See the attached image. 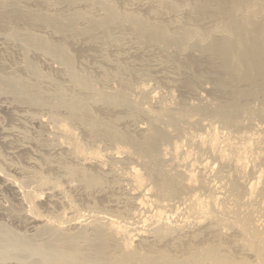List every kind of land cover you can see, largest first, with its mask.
I'll list each match as a JSON object with an SVG mask.
<instances>
[{
  "label": "rangeland",
  "instance_id": "1",
  "mask_svg": "<svg viewBox=\"0 0 264 264\" xmlns=\"http://www.w3.org/2000/svg\"><path fill=\"white\" fill-rule=\"evenodd\" d=\"M220 1L223 0H0V229H5L7 235L4 233L0 238L3 244H0V264H66L60 259L54 263V251L70 256L72 250L67 244L74 241L89 253L98 232L113 236L117 247H121L117 254L122 248V251L143 249V253L150 256L162 251L173 260L181 261L200 248L216 247L224 258L223 264L264 263V252L259 247L261 238L250 224L236 217V220L231 219L222 206L214 211L197 208L196 216L192 210L195 208L191 202L199 195L206 197L207 204L211 196L208 190L219 184L223 192L226 180L239 175L238 169L243 164L236 155L238 162L231 157V144H236L238 151L240 148L243 152L248 151L250 145L259 149L255 155L246 157L245 165H249L250 170L246 182L252 185L256 175H262L259 182L264 187V122H251L248 127L237 130L222 117L212 115L215 107L232 103L233 93L242 91L240 88L248 89V84L242 81L238 86V82L228 78L229 71L223 69L222 58L217 52L216 55L215 51L193 45L198 39L205 45L225 31H230V36L235 34L228 16H222L225 13L210 12L215 18L207 14L220 5ZM241 1L246 2L242 4ZM261 1L264 3V0L238 1L243 10L236 15L250 18L253 14L255 24L264 21ZM108 17L121 20L111 18L113 23ZM135 18L148 25L150 22L152 26L163 25L176 39L186 30H195L194 36L191 42L183 43L185 47L179 41L180 44L166 43L164 39L151 42L131 23ZM190 81L195 82L193 89L187 86ZM79 104L87 106L86 119L75 116V108L72 112V107ZM241 105L251 112L264 109V100L245 98ZM227 114L238 123L234 112ZM62 125L71 133L63 130ZM155 125L171 136L160 141L158 158L131 152L134 148L128 144L129 140L123 142L110 137L109 140L103 134L124 133L140 140ZM259 143L261 147L257 146ZM82 149L88 151L86 155ZM228 154H231L228 156L231 161ZM156 159L163 163L169 178L173 176L180 181L177 174L182 175L185 190L180 197L168 195L174 186L172 178L168 179L170 183L167 181L170 186L164 185L170 190L164 188L162 192L163 196L167 194V199L156 191ZM188 161L197 164L193 166L199 177L196 181L189 177ZM81 171L96 173L100 185H87L84 177L73 175ZM145 187L152 189L149 192ZM151 208L167 211L173 219L183 213L184 220L171 217L170 221H175L171 225L160 216H151ZM119 223L131 230L137 229L138 235L130 238L124 231L117 230ZM192 235L207 236L201 241L204 240V244L199 242L203 246L188 242V238L193 239ZM60 237L68 241H62L65 243L62 245ZM175 240H182L183 244L186 241V245H179ZM201 262L217 264L210 259L198 264Z\"/></svg>",
  "mask_w": 264,
  "mask_h": 264
},
{
  "label": "bare ground",
  "instance_id": "2",
  "mask_svg": "<svg viewBox=\"0 0 264 264\" xmlns=\"http://www.w3.org/2000/svg\"><path fill=\"white\" fill-rule=\"evenodd\" d=\"M95 1V0H94ZM238 1H240V0H238ZM238 1L236 2V0L235 1H220V2H218V3H220V5L218 4L217 5V7L215 6V8H213L212 9V11H209L208 13H207V11H205V13H207L208 15L210 14V12H212L213 14L214 13H217V14H222V13H225V15L223 14L222 16H223V18H224V16H228L227 18H229V20L231 21V23H230V27L232 28V29H234L236 32H235V34L233 35V36H230L229 35V32L230 31H225V33H221V34H218L217 36H215L216 38L213 40V41H211V42H209V43H207V44H202V43H204V42H202V43H199V39L198 40H196L197 38H195V40L196 41H194V43H193V45L195 46V47H201V49L203 48L205 51H215V53L217 52L220 56H221V58H222V61H223V69L225 70V71H229V73H228V78L231 80V81H233V82H238L237 84H238V86H239V82H242V81H244V82H246L247 84H248V86L247 87H249L248 89H241L240 87V90H242V91H239V92H236L235 94L233 93V96H234V98H235V100L232 102V103H230V104H227V106H223V107H220V108H216L215 107V109L213 110V112H212V115H215V116H219V117H222L223 119H224V121L231 127V128H234V129H241V128H245V127H248L250 124H251V122L253 123V122H255V121H259L260 123L261 122H264V109H253L251 112H247L244 108H242V105H241V100H243V99H253V100H258V102H260V101H263L264 100V93L262 92L263 90H264V21H262V22H260V23H256L255 24V19L252 21V16H253V14H251V17L250 18H241V17H239L238 18V16L236 15L237 13H239L240 11H242L243 10V8H242V6L241 5H238L237 3H238ZM259 1V0H258ZM246 1H241V3L243 4V3H245ZM263 1H261V3H262ZM8 3V2H7ZM240 3V2H239ZM240 3V4H241ZM246 4H248V2L246 3ZM262 4H264V3H262ZM255 5V4H254ZM247 6V5H246ZM257 6V5H256ZM261 6H264V5H261ZM260 6V7H261ZM3 7V6H2ZM109 7V6H108ZM211 7V6H210ZM250 8V7H249ZM208 9V8H207ZM253 9V8H252ZM257 10H259V9H257ZM256 10V11H257ZM262 10V9H261ZM4 11V10H3ZM246 11V10H245ZM249 11H250V9H249ZM248 11V12H249ZM5 12V11H4ZM222 12V13H221ZM251 13V12H250ZM255 13V12H254ZM84 14V13H83ZM113 14H116V13H113ZM113 14H111V15H113ZM213 14H210V15H212L213 16ZM244 14V13H243ZM5 15V14H4ZM117 15V14H116ZM123 15H124V13H123ZM122 15V16H123ZM206 15V14H205ZM250 15V14H249ZM33 16V15H32ZM38 16V15H37ZM47 16V15H46ZM118 16V15H117ZM121 16V15H120ZM128 16V15H127ZM262 16V15H261ZM15 17V16H14ZM18 17V16H17ZM76 17V16H75ZM85 17V16H84ZM86 17H87V15H86ZM85 17V18H86ZM119 17V16H118ZM255 17V16H254ZM42 18V17H41ZM73 18V17H72ZM78 18V17H77ZM108 18H110V17H108ZM112 18V17H111ZM110 18V20H112V19H114V18H112L111 19ZM120 18V17H119ZM114 19V21L115 20H121V19ZM129 18V17H128ZM131 18V17H130ZM212 18H215L214 16L212 17ZM221 18V17H220ZM258 18H259V16H258ZM19 19H21V18H19ZM37 19V18H36ZM39 19V18H38ZM48 19V18H47ZM133 19V18H132ZM136 19V18H135ZM29 20V19H28ZM41 20V19H40ZM46 20V19H45ZM61 20V19H60ZM66 20V19H65ZM68 20V19H67ZM79 20H80V18H79ZM227 20V19H226ZM32 21V20H31ZM57 21H59V20H57ZM56 21V22H57ZM74 21V20H73ZM213 21V20H212ZM222 21V20H221ZM21 22V21H20ZM55 22V21H54ZM53 22V23H54ZM60 22V21H59ZM100 22V21H99ZM103 22H104V20H103ZM112 22H113V20H112ZM227 22V21H226ZM44 23V22H43ZM69 23V22H68ZM73 23V22H72ZM97 23V22H96ZM95 23V24H96ZM107 23V22H106ZM114 23V22H113ZM131 23H133V25H135V26H137L138 27V32H140V35H143V36H146V38L147 39H149V41L151 40V42H152V40H158L159 42H160V40H162V39H164V41L166 40L167 42L166 43H170V42H172V43H178V44H182L183 45V43L184 42H186L187 40H190L194 35H192V33L193 32H195V30H193V31H191V30H186L185 31V33L183 34V36L181 37V38H178V39H176V38H174L172 35H170L169 34V32H167V30H165L162 26L161 27H159L160 26V24L158 25V26H152V25H150L151 24V22H150V24L148 25L147 23H145L144 21L142 22V21H137V19L135 20V22H134V20H133V22H131ZM216 23V22H215ZM42 24V23H41ZM116 24V23H115ZM120 24V23H119ZM228 25H229V23H227ZM62 25V24H61ZM60 25V26H61ZM94 25V24H93ZM99 25V24H98ZM97 25V26H98ZM104 25V24H103ZM108 25V24H107ZM64 26V25H63ZM120 26V25H119ZM59 27V26H58ZM77 27V26H76ZM108 27V26H107ZM109 27H112V24L110 23V26ZM134 27V26H133ZM132 27V28H133ZM68 28V27H67ZM100 28V27H99ZM106 28V27H105ZM134 28H136V27H134ZM62 29V28H61ZM72 29H73V27H72ZM224 29V28H223ZM214 30V29H213ZM137 31V30H136ZM212 31V30H211ZM215 31V30H214ZM232 31V30H231ZM135 33V32H134ZM200 33V32H199ZM174 34H175V31H174ZM194 34V33H193ZM217 34V33H216ZM215 34V35H216ZM142 36V37H143ZM197 36H199V35H197ZM208 37H209V35H207ZM201 37V36H200ZM203 37V36H202ZM201 37V38H202ZM213 37V36H212ZM35 39V38H34ZM203 39V38H202ZM202 39H200V40H202ZM209 39V38H208ZM38 40V39H37ZM40 40V39H39ZM204 40V39H203ZM206 40V39H205ZM47 41V40H46ZM158 41H156V42H158ZM177 41H179V42H177ZM161 42H163V41H161ZM190 42H191V40H190ZM208 42V41H207ZM164 43V42H163ZM172 43H170V44H172ZM113 44V43H112ZM186 44V43H185ZM162 45V44H161ZM191 45V44H190ZM184 47H185V45H183ZM53 47V46H52ZM48 48H49V46H48ZM51 48V47H50ZM52 49H55L54 47L52 48ZM163 49V48H162ZM65 50V49H64ZM169 50V49H168ZM186 52V51H185ZM214 53V52H213ZM217 53H216V55H217ZM211 54V53H210ZM177 55V54H176ZM213 55V54H212ZM219 56V57H220ZM175 60V59H174ZM185 60V59H184ZM184 63V62H183ZM33 65V64H32ZM229 69V70H228ZM222 76V75H221ZM221 78V77H220ZM83 81H85V79H82ZM92 80V79H91ZM87 81H88V78H87ZM13 82V81H12ZM89 82V81H88ZM85 83H86V81H85ZM134 84V83H133ZM236 84V85H237ZM246 84V85H247ZM260 85V86H259ZM187 86L189 87V88H194L195 87V82L194 81H190L189 83H187ZM240 86H242V85H240ZM244 86V85H243ZM261 87V88H259V87ZM244 88V87H243ZM59 89V88H58ZM57 89V90H58ZM259 89V90H258ZM259 91H261V92H259ZM49 93V92H48ZM30 94V93H29ZM44 95V94H43ZM41 96V95H40ZM65 96V95H64ZM39 97V96H38ZM37 97V98H38ZM44 97V96H43ZM155 98H156V96H155ZM68 99V98H67ZM33 100V99H32ZM36 100V99H35ZM46 101V100H45ZM79 101H80V99H79ZM137 101V100H136ZM145 101V100H144ZM246 101V100H245ZM81 102V101H80ZM85 102V101H84ZM142 102V101H141ZM87 103V102H86ZM204 105V104H203ZM163 106V105H162ZM161 106V107H162ZM198 106V105H197ZM210 106V105H209ZM89 107V106H88ZM138 107V106H137ZM75 108V111L73 110ZM144 108V107H143ZM255 108V107H254ZM257 108H260V107H257ZM89 109V108H88ZM164 109V108H163ZM193 109V108H192ZM248 109H250L249 107H248ZM141 110V109H140ZM74 111V114H75V116H78V117H81V118H84V119H86L87 118V106L85 105V104H79V105H77V107H72V112ZM250 111V110H249ZM143 112V111H142ZM146 112V111H145ZM164 112V111H163ZM167 112V111H166ZM170 112V111H169ZM209 112V111H208ZM225 112H227V113H230V112H234V114L237 116V120H238V123H235V121L231 118V116H228V114L227 113H225ZM149 113V112H148ZM179 115V114H178ZM178 115H176V116H178ZM184 115V114H183ZM74 116V115H73ZM72 116V117H73ZM186 116V115H185ZM166 117V116H165ZM190 117V116H189ZM152 118V117H151ZM74 119V118H73ZM193 119V118H192ZM79 120V119H78ZM91 120V119H90ZM191 120V119H190ZM189 120V121H190ZM89 121V120H88ZM186 121V120H185ZM95 122V121H94ZM163 122V121H162ZM62 123V122H61ZM172 123V122H171ZM170 124V123H169ZM262 124V123H261ZM154 125V124H153ZM168 125V124H167ZM161 126H162V124H161ZM198 126V125H197ZM210 126V125H209ZM262 126V125H261ZM261 126H260V128H259V126H258V128L259 129H261ZM62 128H63V130H69V128L68 127H66V129L63 127V125L61 126ZM169 127V126H168ZM168 127H166L167 129H168ZM199 127V126H198ZM264 127V126H263ZM262 127V128H263ZM68 128V129H67ZM163 128V127H162ZM264 129V128H263ZM258 130V129H257ZM66 131V132H67ZM119 131V130H118ZM213 131H214V129H213ZM216 131V130H215ZM241 131V130H240ZM242 131H243V129H242ZM263 131V130H262ZM68 132H70V131H68ZM67 132V133H68ZM149 132H151L150 133V135H149ZM170 132V131H169ZM173 132V131H172ZM257 132V131H256ZM71 133V132H70ZM255 133V132H254ZM103 134H105V136L106 137H110V138H112V139H117L118 141L119 140H123V142L126 140H129V145L131 144L132 145V147L134 148L133 150L134 151H131V152H134L135 153V151L136 152H139L140 154L142 153V154H147V156H153V157H156V158H158V157H160V151H159V143H160V141L161 140H164V139H169L171 136L168 134V133H165L164 131L162 132V131H160V129H159V127L157 126V125H155L154 127H153V129H152V131H151V129H150V131H149V129H148V132H147V136H144V138H142V139H134L133 137L135 136H131V137H128V134L126 135V134H121V133H117V132H107V133H103ZM126 135V136H125ZM146 135V134H145ZM173 135V134H172ZM218 136V135H217ZM203 137V136H202ZM216 137V136H215ZM220 137V136H219ZM107 138V139H108ZM109 138V140H111ZM128 138H130V139H128ZM139 138V137H138ZM75 139V138H74ZM202 139V138H201ZM211 139V138H210ZM216 139V138H215ZM220 139V138H219ZM229 139V138H228ZM228 139H227V141H228ZM212 140V139H211ZM214 140V139H213ZM217 140V139H216ZM113 141V140H112ZM125 141V142H126ZM206 141V140H205ZM210 141V140H209ZM215 141V140H214ZM231 141V140H230ZM263 141V140H262ZM220 142V141H219ZM228 143H230V142H228ZM204 144H206V142L204 143ZM217 144V143H216ZM235 144V143H234ZM128 145V146H129ZM217 145H220V144H217ZM216 145V146H217ZM230 145V144H229ZM249 145V144H248ZM237 145L235 144V145H233L232 146V144H231V146H229V147H231V152H233V154L231 155V154H228L227 155V158H229L228 156H230L231 155V157L235 160V156L234 155H236L237 157H238V159H239V162L241 161V163L243 164L242 165V167L241 168H239L238 169V171H240V173H239V175L237 176V177H235L234 179L233 178H229L230 176H227V174H225L223 171H222V173H224L229 179L228 180H226V182H225V191H220V190H223V189H220V188H218L219 187V184L217 185V187L216 186H214V187H212L211 189H210V191L208 190V192L209 193H211V196L209 197L210 198V202L209 203H207L206 204V197L204 196V198H203V196H201V195H199V193H198V195H199V198L198 197H196V198H198L197 200L195 199L194 201L195 202H193L192 200H193V198H192V202L191 203H193V205H194V207L193 208H195V209H192V210H194V214L197 212V208L198 209H202V211H203V209H204V211H205V209L207 208V209H209L210 211L212 210V211H214V209H218V208H220L221 206L224 208V209H226V210H224L225 212H227L228 214H229V216L230 217H232L231 219H235V217H236V219H239V221H244V222H247L248 224H250L252 227H254L256 230H257V232H255V233H258V235H259V237L261 238L260 240H261V244H260V248H261V250L264 252V187H263V185L261 184L260 185V183L261 182H259L260 181V177L262 176L261 174V176H259V175H256V177H255V179H254V182L252 183V185L251 184H249V182L247 183L246 182V179L247 178H249L248 176H249V174H250V170L248 169V167L247 166H249V165H245V162L247 163V161H248V159L246 158L248 155H255L256 154V149L257 148H252V146L250 145L249 147H248V151L247 150H245L244 152L243 151H241L240 150V148H239V151H238V147H236ZM258 147H261V143H259L258 145H257ZM73 147H76V144H75V146L73 145ZM131 147V148H132ZM244 148V147H243ZM264 148V147H263ZM74 149V148H73ZM81 148H79V150H80ZM242 149V148H241ZM246 149V148H245ZM76 150V149H75ZM83 151H81V152H84L83 154H85L86 152H88V151H86L85 149H82ZM225 150H226V148H225ZM257 150H259V149H257ZM120 151V150H119ZM123 152H124V150H123ZM122 152V153H123ZM224 152H226V151H224ZM95 152H93V154H94ZM120 153H121V151H120ZM163 153V152H162ZM228 153V152H227ZM91 154V156H92V152L90 153ZM96 154V153H95ZM213 154V153H212ZM263 154V153H262ZM86 155V154H85ZM89 155V154H88ZM211 155V154H210ZM82 156V155H81ZM113 156H115V155H113ZM141 156V155H140ZM145 156V155H144ZM86 157V156H85ZM96 157V156H95ZM235 157V158H234ZM253 156H251V158H252ZM89 158H92V157H90V156H88V159ZM94 158V157H93ZM99 158V157H98ZM97 158V159H98ZM102 158V157H101ZM149 158V157H148ZM231 158V159H232ZM96 159V158H95ZM230 159V158H229ZM231 159H230V161H231ZM245 159H247L246 161H245ZM253 159V158H252ZM254 159H258V158H254ZM151 160V159H150ZM157 160V159H156ZM187 160V159H186ZM190 160V159H189ZM221 160V159H220ZM236 160H237V158H236ZM235 160V161H236ZM250 160V159H249ZM92 161V160H91ZM158 161V166H157V170H155V171H157V180H158V183H157V189H156V191L158 190L159 192H160V195H162V192H163V190H165V189H168V187L167 188H165V186L167 185V181H168V179H170V178H172V177H170L169 178V176L167 175V172H166V170H165V168L162 166L163 165V163H161V161H159V160H157ZM156 161V162H157ZM180 161V160H179ZM214 161V160H213ZM223 161V164L225 163H227V162H224V160H221V162ZM229 161V160H228ZM250 161H252V160H250ZM183 162V161H182ZM216 162V161H215ZM232 162H234V161H232ZM237 162H238V160H237ZM257 162V161H256ZM179 163V162H178ZM198 163V162H197ZM252 163H254L253 161H252ZM148 164V163H147ZM152 164H153V162H152ZM151 164V165H152ZM188 165H190L189 167H188V169H189V171H190V173H191V175H189V177L191 176V181H192V179H194V181H196L195 180V178H199V177H196L197 175L195 174V171H194V167L193 166H196L197 167V164H195L194 163V161H188V163H187ZM228 164V163H227ZM240 164V163H239ZM154 165V164H153ZM153 165H152V167H153ZM230 165V164H229ZM252 165V164H251ZM223 166H225V165H223ZM253 166V165H252ZM256 166H258V165H256ZM146 167V166H145ZM151 167V166H150ZM179 167H181V166H179ZM202 167V166H201ZM200 167V168H201ZM207 167V166H206ZM217 167V166H216ZM231 167V166H230ZM182 168V167H181ZM229 168V167H228ZM228 168H227V170H228ZM204 168H202V170H203ZM230 169H232V167L230 168ZM251 169V168H250ZM252 169H255V167H253ZM78 170V169H77ZM149 170V169H148ZM154 170V169H153ZM170 170V169H169ZM261 170H263L262 168H261ZM154 171V172H155ZM172 171V170H171ZM225 171V170H224ZM139 172V171H138ZM188 172V171H187ZM227 172V171H226ZM261 171H259V173H260ZM150 173V172H149ZM156 173V172H155ZM172 173V172H171ZM262 173V172H261ZM140 174V173H139ZM185 174V173H184ZM224 174H222V175H224ZM229 174H230V172H229ZM253 174V173H252ZM251 174V175H252ZM263 174H264V170H263ZM73 175L75 176H82V177H84L85 178V181H86V183H87V185H94V184H96V183H98V181H99V179H98V177L96 176V173L95 174H92V173H85V172H83V171H81V172H74L73 173ZM156 175V174H155ZM154 175V176H155ZM174 175V174H173ZM221 175V174H220ZM254 175V174H253ZM131 176V175H130ZM177 176H178V178L180 177V181H179V179H177V181L175 180V179H173V184H174V186L172 185V183H171V186H173V188H171L172 189V193H168V195L169 194H171V195H175V196H178L179 195V197L181 196V194H183L184 193V190H185V187L182 185L183 183H182V181L181 180H183V178L180 176V175H178L177 174ZM202 176V175H201ZM225 176V177H226ZM233 176V175H232ZM231 176V177H232ZM235 176V175H234ZM139 177V176H138ZM175 177V176H174ZM132 178V177H131ZM134 178H135V176H134ZM137 178V177H136ZM145 178V177H144ZM144 178H142V180L144 179ZM204 178V177H203ZM253 179V178H252ZM137 179H135V181H136ZM145 180V179H144ZM147 180V179H146ZM185 180V179H184ZM188 180H189V178H188ZM39 181V180H38ZM135 181H134V183H135ZM138 181H141L139 178H138ZM175 181V182H174ZM126 182V181H125ZM142 182V181H141ZM153 182V181H152ZM169 182V181H168ZM170 182H171V180H170ZM169 182V183H170ZM100 183V182H99ZM98 183V185H96V186H99L100 184ZM138 183V182H137ZM143 184H145V181L144 182H142ZM138 184H140V183H138ZM166 184V185H165ZM188 184H189V182H188ZM165 185V186H164ZM208 185V184H207ZM130 186V185H129ZM167 186H170L169 184L167 185ZM132 187V186H131ZM140 187V186H139ZM152 187V186H151ZM191 187V186H190ZM203 187V186H202ZM125 188H126V186H125ZM129 188V187H128ZM133 188V187H132ZM136 188V187H135ZM141 188V187H140ZM146 188V190L148 191L149 190V192H150V189H152V188H150V189H148L147 187H145ZM156 188V187H155ZM165 188V189H164ZM210 188V187H209ZM144 189V188H143ZM128 190H130V189H128ZM140 190V189H139ZM168 190H170V189H168ZM142 192H144V190H142ZM165 192V191H164ZM163 192V193H164ZM170 192V191H169ZM140 193V192H139ZM146 193V192H145ZM202 193V192H201ZM144 194V193H143ZM196 194V193H195ZM247 194H248V197H247ZM145 195V194H144ZM165 195H167V194H165ZM163 196V197H165L166 198V196ZM189 195H191V194H189ZM207 195H208V193H207ZM147 196V195H146ZM192 196V195H191ZM171 198V197H170ZM170 198H169V200H170ZM185 198V197H184ZM167 199V198H166ZM175 199V198H174ZM180 199V198H179ZM178 199V200H179ZM203 199H205V200H203ZM143 200H144V198H143ZM187 201H188V199H187ZM187 201H186V203H187ZM163 202V201H162ZM189 202V201H188ZM208 202V201H207ZM139 203H141V202H139ZM165 203V202H164ZM177 203V202H176ZM184 203V202H183ZM159 204V203H158ZM135 205V204H134ZM141 205H143V203L141 204ZM183 205V204H182ZM181 205V206H182ZM191 205V207H192V204H190ZM209 207H208V206ZM169 206V205H168ZM178 207V206H177ZM188 207V206H187ZM191 207H190V209H191ZM147 208H148V206H147ZM169 208V207H168ZM175 209H177V208H175ZM189 209V210H190ZM188 210V209H187ZM188 210V211H189ZM220 210V209H219ZM76 211V210H75ZM191 211V210H190ZM138 212V211H137ZM180 212V211H179ZM178 212V213H179ZM193 212V211H192ZM231 212V213H230ZM177 213V214H178ZM205 213V212H204ZM134 214V213H133ZM142 214H144V213H142ZM149 214L152 216V215H154V216H160L161 217V219L162 218H164L166 221H170L171 220V217L173 216L171 213H167V211H163V210H159V209H156V208H151L150 209V211H149ZM176 214V215H177ZM190 214V213H189ZM198 215V217H200L199 216V213H197ZM226 214V213H225ZM137 215V214H136ZM145 215V214H144ZM182 215H183V213H182ZM182 215H180L179 214V216L177 217L176 216V219L177 220H184V217L182 216ZM83 216V215H82ZM139 216V215H138ZM137 216V217H138ZM195 216H196V214H195ZM79 217V216H78ZM78 217H76V218H78ZM132 217H133V215H132ZM202 217V216H201ZM224 217H225V215H224ZM146 218V217H145ZM189 218V217H188ZM221 218V217H220ZM140 219V218H139ZM157 219H158V217H157ZM156 219V220H157ZM172 219H173V217H172ZM174 219H175V217H174ZM173 219V220H174ZM175 219V220H176ZM187 219V218H186ZM235 219V220H236ZM82 220V219H81ZM134 220V219H133ZM142 220V219H141ZM147 220V219H146ZM227 220V219H226ZM79 221V220H78ZM136 221V220H135ZM151 221V220H150ZM158 221H160V220H158ZM238 221V222H239ZM102 222V221H101ZM115 222V221H114ZM147 222H149V221H147ZM147 222H146V224H147ZM157 222V221H156ZM161 222V221H160ZM159 222V223H160ZM171 222L172 221H170V224H171ZM173 222H175V221H173ZM172 222V223H173ZM179 222L180 221H178V224H179ZM182 222V221H181ZM237 222V223H238ZM154 223H155V221H154ZM154 223H152L151 222V224H154ZM159 223H157V224H159ZM230 223H233V222H230ZM100 224V223H99ZM111 224H113V223H111ZM115 225H117V223H114ZM120 224V223H119ZM145 224V225H146ZM150 224V225H151ZM161 225H163V222H161L160 223ZM221 224H223V223H221ZM226 224H228V223H226ZM240 224V223H239ZM114 225V226H115ZM149 225V226H150ZM165 225V224H164ZM171 225H173V224H171ZM231 225V224H230ZM241 225V224H240ZM112 226V225H111ZM153 226H155V225H152V228H153ZM165 226H167V225H165ZM226 226V225H225ZM238 226V225H237ZM251 226H250V228H248V229H251ZM61 227V226H60ZM116 227V226H115ZM115 227L113 228V229H115ZM136 228H137V226H135ZM141 227V226H140ZM147 227V226H146ZM169 227V226H168ZM179 227V226H178ZM224 227V226H223ZM242 227H244V226H242ZM112 228V227H111ZM135 228V229H136ZM155 228V227H154ZM153 228V229H154ZM180 228V227H179ZM192 228V227H191ZM117 230H119V231H124L125 233H127V235L130 237V238H134V236H136V234L139 232V231H137V229L136 230H131V229H129V227H125V226H123L122 224H120V225H118L117 226V228H116ZM202 229H203V226H202ZM1 230V229H0ZM5 229H3V233L2 232H0V238H2V234H4L5 233V231H4ZM51 230H53V229H51ZM56 230V229H55ZM84 230V229H83ZM116 230V231H117ZM201 230V229H200ZM243 230V229H242ZM80 231V230H79ZM203 231V230H202ZM245 231V230H244ZM243 231V232H244ZM255 231V230H254ZM64 232V231H63ZM80 232H82V231H80ZM101 232V231H100ZM147 232H149V230L147 231ZM242 232V231H241ZM82 233H85V232H82ZM204 233V232H203ZM218 233V232H217ZM216 233V234H217ZM220 233V232H219ZM10 234V233H9ZM71 234V233H70ZM79 234V233H78ZM98 235H97V240H96V242L95 243H91V246H92V250L89 252V253H87V252H84L85 251V249L84 250H81L80 249V247L79 246H77L76 244H78V243H76V242H69L67 245H68V249L69 250H72L71 251V253H70V256H68V255H65V256H61V253L60 252H58V251H54V253H55V257L53 256V259H54V263L56 262H58V261H60L61 260V262H63V263H66V264H198L201 260H203V259H210V260H212V261H214V263H217V264H223V261H224V258H222L221 256H220V254L218 253V251H217V249H216V247H211V248H209V249H207V250H204L205 249V247H204V249H198L191 257H189V258H187V259H184V260H173V258H170L169 256H168V254H167V256H166V254H164L162 251H158L159 253L157 254V252H156V254L157 255H153V256H150V255H147L146 253H143V249L142 250H139V249H132V248H130V249H132L131 251H128V250H126V249H124L123 251H122V249L120 250V252L121 253H119V254H117V250L118 249H120L121 247L119 246V247H117L118 245H117V243L115 242V240H114V238H113V236L112 235H107V234H105V233H97ZM113 234H114V232H113ZM121 234V233H120ZM123 234V233H122ZM199 234V233H198ZM215 234V235H216ZM233 234V233H232ZM231 234V235H232ZM244 234H246V232L244 233ZM4 235H6V233L4 234ZM124 235V237L126 236L125 234H123ZM138 235V234H137ZM148 235V234H147ZM171 235V234H170ZM229 235V234H228ZM230 235V236H231ZM235 235V234H234ZM249 235V234H248ZM254 235H256V234H254ZM7 236V235H6ZM83 236H85V234L83 235ZM87 236V235H86ZM128 236H127V238H128ZM196 236V235H195ZM194 236V237H195ZM257 236V235H256ZM5 237V236H4ZM3 237V238H4ZM9 237V236H8ZM7 237V238H8ZM56 237V236H55ZM58 237V236H57ZM70 237H71V235H70ZM123 237V236H122ZM192 237H193V235H192ZM193 237V239H194V241H193V239L192 240H190V238H188L189 239V241H188V239H186V241H188V242H190V241H192V242H190V243H193V242H198V244H200V246L202 245L203 246V242H204V240H203V242H201L202 241V239H203V237L204 238H207V236L205 237V236H196L195 238ZM214 237H216V236H214ZM228 237V236H227ZM248 237V236H247ZM246 237V238H247ZM61 238V237H60ZM78 238V237H77ZM77 238H75V239H77ZM89 238V237H88ZM258 238V237H257ZM61 239H63V237L61 238ZM61 239H57V240H61ZM66 239V238H65ZM72 239V238H71ZM70 239V240H71ZM230 239H231V237H230ZM3 240H5V239H3ZM7 240V239H6ZM50 240V239H49ZM55 240V239H54ZM69 240V241H70ZM73 240V239H72ZM129 240V239H128ZM205 240H207V239H205ZM209 240H210V238H209ZM232 241H234L233 239H231ZM230 240V241H231ZM250 240V239H249ZM26 241V240H25ZM30 241V240H29ZM62 241H64V239L63 240H61V244L62 245H64L65 243H63ZM66 241V240H65ZM64 241V242H65ZM67 241H68V239H67ZM66 241V242H67ZM127 241V240H126ZM172 240L170 239V241L169 242H171ZM176 241V240H175ZM186 241H184V244H185V242ZM219 241V240H218ZM246 241V240H245ZM251 241V240H250ZM32 242V241H31ZM47 242V241H46ZM45 242V243H46ZM51 242H53V241H51ZM56 241H54V243H55ZM88 242V241H87ZM125 242V241H124ZM129 242L130 243H132L131 242V240H129ZM179 242V241H178ZM177 241H176V243H178ZM180 242H183L182 240L180 241ZM178 243L179 245L180 244H183V243ZM187 242V244H190V243H188ZM199 242H201V243H203V244H201V243H199ZM206 242V241H205ZM209 242V241H208ZM211 242V241H210ZM209 242V243H210ZM223 242V241H222ZM60 243V242H59ZM76 243V244H75ZM207 243V242H206ZM217 243V242H216ZM0 244H1V242H0ZM29 244V243H28ZM61 244H60V246H61ZM129 244V243H128ZM183 244V245H184ZM242 244V243H241ZM1 245H3V244H1ZM44 245V244H43ZM46 245V244H45ZM44 245V246H45ZM50 246L52 245L51 243L49 244ZM55 245H57V243H55ZM146 245H148V244H146ZM179 245H177V246H179ZM186 245V244H185ZM206 245V244H205ZM42 246V245H41ZM43 246V247H44ZM48 246V245H47ZM173 246H175V243H173ZM188 247H189V245H187ZM195 246H199V245H197V244H195ZM194 246V247H195ZM39 247V246H38ZM52 248H53V245L51 246ZM51 247H49L50 249H52ZM59 247V246H58ZM64 247H66V246H64ZM79 247V248H78ZM129 247H130V244H129ZM148 247V246H147ZM181 247H182V245H181ZM191 247V246H190ZM194 247H192V248H194ZM60 248V247H59ZM89 248V247H88ZM143 248V247H142ZM166 248V247H165ZM169 248V247H168ZM192 248H190V249H192ZM196 248V247H195ZM208 248V247H207ZM255 248V247H254ZM259 248V249H260ZM54 249V248H53ZM67 249V250H68ZM90 249V248H89ZM88 249V250H89ZM161 249V248H160ZM189 249V250H190ZM40 250V249H39ZM43 250H45V249H43ZM55 250V249H54ZM60 250V249H59ZM87 250V251H88ZM114 250H115V252H114ZM163 250H164V248H163ZM167 250V249H166ZM29 251V250H28ZM41 251V250H40ZM256 251V250H255ZM32 252V251H31ZM166 252V251H165ZM191 252V251H190ZM33 253H36L35 251L33 252ZM41 253V252H40ZM256 253V252H255ZM31 254V253H30ZM45 254H47V253H45ZM68 254V253H67ZM43 256V255H42ZM47 256H49L48 254H47ZM46 257V256H45ZM237 257V256H236ZM52 258V257H51ZM50 258V259H51ZM44 259V258H43ZM42 259V260H43ZM52 259V260H53ZM60 259V260H59ZM238 259V258H237ZM255 259V258H254ZM48 260V259H47ZM222 261V262H221ZM233 261V260H232ZM43 262H45V261H43ZM49 263H50V260H49ZM59 263V262H58ZM57 263V264H58ZM208 263V262H207ZM200 264H202V262L200 263ZM239 264H244V262H239ZM260 264V263H259ZM262 264H264V263H262Z\"/></svg>",
  "mask_w": 264,
  "mask_h": 264
}]
</instances>
